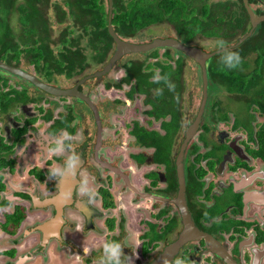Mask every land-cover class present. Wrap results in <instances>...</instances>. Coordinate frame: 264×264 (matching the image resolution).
<instances>
[{
    "label": "flooded vegetation",
    "instance_id": "flooded-vegetation-1",
    "mask_svg": "<svg viewBox=\"0 0 264 264\" xmlns=\"http://www.w3.org/2000/svg\"><path fill=\"white\" fill-rule=\"evenodd\" d=\"M237 40L227 45L245 41L235 46ZM151 51L118 66L122 56L101 75L113 50L96 69L68 78L47 81L32 68L40 82L68 94L43 92L0 69V264H101L105 241L122 245L125 264L177 257L186 264H264V56L242 55L229 72L235 82L218 86L208 72L214 54L204 64L205 89L199 65L188 58L200 91L198 103L184 109L182 70L175 93L153 82L154 67L140 76L127 71L131 62L175 68L178 60L182 68L181 53L167 59ZM61 131L72 136L80 174L97 192L91 202L79 191L62 201L69 181L47 178L70 153L40 147L50 148V134ZM15 215L22 217L17 224Z\"/></svg>",
    "mask_w": 264,
    "mask_h": 264
},
{
    "label": "trees",
    "instance_id": "trees-1",
    "mask_svg": "<svg viewBox=\"0 0 264 264\" xmlns=\"http://www.w3.org/2000/svg\"><path fill=\"white\" fill-rule=\"evenodd\" d=\"M247 3L256 7L255 14H263L264 0H247ZM112 5L110 24L114 33L124 40L150 27L167 24L186 46L196 39H211L215 43L222 39L228 44L245 35L249 27L241 0L209 4L207 0H113ZM49 17L56 25H62L55 36ZM112 47L102 0H0V60L6 64L18 66L22 58L36 74L51 81L54 75L68 78L102 64ZM86 49L88 57L84 54ZM232 50L240 56L251 51L264 56V22ZM149 55L158 57V50H152ZM160 55L171 59L169 49ZM175 63L176 67L171 68L158 62L153 66L131 62L127 71L140 76L142 71L154 67L161 75L177 80L176 88H179L180 61ZM232 70L221 65L220 54L213 56L208 66L210 78L218 86L235 82L229 75ZM0 190H3L1 176ZM21 218L15 215L12 221L17 224Z\"/></svg>",
    "mask_w": 264,
    "mask_h": 264
},
{
    "label": "clouds",
    "instance_id": "clouds-1",
    "mask_svg": "<svg viewBox=\"0 0 264 264\" xmlns=\"http://www.w3.org/2000/svg\"><path fill=\"white\" fill-rule=\"evenodd\" d=\"M216 47L220 52V63L224 68L237 69L242 64V58L239 52L232 50L224 40H218ZM154 83H163L168 91L175 93L176 85L171 81L168 75H161L159 71L153 76ZM157 94H163V88L157 89ZM179 102V94L174 97ZM52 140L50 141L51 147L49 148V142L40 147L44 150L51 151L56 155H63L65 152L70 153L64 160L60 167L53 168L48 174V179L55 181L58 185L61 181L67 179L69 182L65 183L60 189V199L64 202L72 201L74 199L76 191H79L80 195L86 197L87 202H91L97 196V192L91 186L89 178L81 176V156L79 153L72 149L71 140L72 136L67 131H61L59 134L52 133ZM14 197H9V200H13ZM102 259L101 264H125V253L122 245L117 241H105L102 245ZM90 249L83 248L84 255H88ZM163 264H186V261L182 258H174L169 261L167 258L163 259Z\"/></svg>",
    "mask_w": 264,
    "mask_h": 264
},
{
    "label": "water",
    "instance_id": "water-1",
    "mask_svg": "<svg viewBox=\"0 0 264 264\" xmlns=\"http://www.w3.org/2000/svg\"><path fill=\"white\" fill-rule=\"evenodd\" d=\"M241 3H242V6L245 10L246 15H247L250 28L244 36H242L241 38H239L237 40L236 44H234L235 46H237L238 44H240L241 42L246 40L250 36L253 29L259 23L264 22V14H261V15L255 14L253 12L252 8L248 5L247 0H241ZM111 4H112L111 0H107L106 30H107L109 37L111 38V40L113 42V48L114 49H113L111 56L107 60L106 64L102 67V70L97 75H101V74L108 72L111 69V67L115 64V62L118 61L124 55L132 54V53H145V52H148V51H151L154 49L167 48V49H172V50H175V51L181 53L182 55H184L185 57L189 58L190 60L194 61L196 64L199 65L200 70H201L202 87H203V89H205L206 78H205L204 64L214 54H219L220 52L218 50L211 52V53H205L200 48H197L194 46L183 45L182 43H180L179 41H177L173 38H154L150 42L139 43V44H135V43L120 39L114 33L112 26L110 24L111 7H112ZM231 47H233V46H231ZM0 69L29 81L36 88L42 90L43 92H46V93H49L52 95L68 94L69 93V91H64V90H60L61 91L60 92V91H58L57 88L43 84L42 82H40L38 79H36L31 74H29V73H27V72H25L19 68H14V67L8 66L2 62H0ZM203 101H204V99H203ZM187 133H189V131H187ZM187 136L188 135H186V137ZM178 177H179L178 195H181L182 189H183V183L180 179V174H178ZM42 229L43 228L41 227V230ZM176 246H177V244H174L172 246V249L176 248ZM160 262L157 261L154 264H162L163 263V261H160Z\"/></svg>",
    "mask_w": 264,
    "mask_h": 264
},
{
    "label": "rangeland",
    "instance_id": "rangeland-1",
    "mask_svg": "<svg viewBox=\"0 0 264 264\" xmlns=\"http://www.w3.org/2000/svg\"><path fill=\"white\" fill-rule=\"evenodd\" d=\"M217 1L223 2V1H235V0H207V3L209 4V3H214ZM253 7L256 8L255 6H253ZM261 10H263V9L261 8ZM49 18L51 20L52 32H53V35L55 36L56 33L58 32V30L62 27V25H56L52 21V18L51 17H49ZM166 37L173 38V39H175V40H177L183 44L182 39L180 37H178L177 35H175L172 31L171 26H169L167 24H161L159 26L150 27L148 30L141 32L139 35H137L135 38L130 39L129 41L132 43H140V42L144 43V42H148L154 38H166ZM192 43L195 47L198 46L197 48L204 49L206 51H207V49H210V50H213L214 48L217 49L216 43H213L212 41H208V40L196 39ZM112 50H113V47H112ZM112 50H111V52H112ZM162 51H163V49H158V54H161ZM88 53H89V51L86 49L84 51V54L87 57H88ZM169 53L173 57V59L175 58V56H181V54L179 52L172 50V49H169ZM144 56H146L145 53L129 54V55L123 56L117 62L118 63L117 65L118 66H124L128 61L130 62L133 60L134 61L143 60ZM181 65H182L181 70H182V81H183V90H182V94H181V99H182L181 104H182V107H184V109H185V108H188V104L190 102H193V104L198 103L199 91H200L199 88L200 87H199V84H197V82H195L193 84L192 81L193 80L199 81L200 79L198 76V72H199L198 68L187 57H182V64ZM118 66H116V67L118 68ZM18 67L20 69L24 70L25 72H28V73L33 72L32 67L27 65L22 58L20 59V63L18 64ZM96 68L94 67V69H96ZM88 70L89 69H87L86 71H88ZM54 80H56V82H59L60 84H62V82H63V79L60 76L55 77ZM23 226H24L23 228L26 227V225L24 223H23ZM3 241H5L4 237L0 236V249L6 247V246H3V244H2Z\"/></svg>",
    "mask_w": 264,
    "mask_h": 264
}]
</instances>
